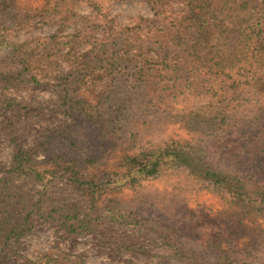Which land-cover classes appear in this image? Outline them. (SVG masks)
<instances>
[{"label":"trees","instance_id":"1","mask_svg":"<svg viewBox=\"0 0 264 264\" xmlns=\"http://www.w3.org/2000/svg\"><path fill=\"white\" fill-rule=\"evenodd\" d=\"M41 1L39 9L22 8L15 22L0 24L3 63L13 68L4 77L6 88L47 85L56 94V110L98 125L102 138L108 120L102 102L91 104L82 89L103 88L105 79H121L124 88L141 97L138 107L178 104L191 111L198 103L213 102L210 112L215 120L199 123L203 130L195 124L189 127L194 143L169 139L121 156L118 166L123 171L117 174L124 181L114 187L132 189L141 179L181 170L242 219L250 213L264 219V0H144L151 17H140L131 27L113 23L105 0ZM82 3L89 8L86 14L76 11ZM14 6L16 0H0V13ZM37 19L60 29L22 43L13 40L14 24L32 26ZM66 24L72 30L63 34ZM229 24L234 26L232 46ZM3 102L6 124L0 135L10 138L12 156L8 166L0 165V264L15 260L18 240L41 221L64 241L91 233L105 247L149 257L160 250L161 259L188 264H236L255 248L256 243H234L233 249L210 254L191 250L159 219L140 218L108 204L95 207L108 180L98 172H84L105 149L82 156L69 140L47 164L38 154L41 149L46 152L53 134L29 144V121L17 125L34 106L9 98ZM132 124L134 138L151 120L149 115L143 120L135 117ZM237 230L245 234L242 226ZM236 234V239L242 236ZM56 253L46 256L47 264H83Z\"/></svg>","mask_w":264,"mask_h":264},{"label":"rangeland","instance_id":"2","mask_svg":"<svg viewBox=\"0 0 264 264\" xmlns=\"http://www.w3.org/2000/svg\"><path fill=\"white\" fill-rule=\"evenodd\" d=\"M41 4V0H16L18 8L14 6L0 13V24L9 23V21L13 23L18 17L19 10L35 8ZM104 9L118 27H131L140 17L149 18L152 14L150 6L144 0L121 2L105 0ZM76 11L86 14L89 8L82 3ZM14 27L16 29L13 40L17 43L48 36L60 29L59 26L47 25L38 19L32 26L14 24ZM71 30L72 26L66 24L63 34H68ZM233 31L234 26L229 24L231 46L235 42ZM3 59V54L0 52V129L6 124L4 116L1 115L4 111L5 98L15 102L29 101L34 107L28 111L26 117L21 116L17 124L20 127L29 121L27 125L29 133L26 136L29 144L35 139L40 140L41 135L53 134L46 152L43 149L39 151L40 160L52 164L49 159L55 158L57 153H60L58 149L62 148L61 146L68 147L69 140L76 143L75 149L82 156L92 150H96L99 154L105 149L100 159L84 172L86 175L98 172L101 177L108 180L107 189L96 198L95 207L99 204L101 207L108 204L109 207L120 211L131 210L136 216L141 215L140 218L159 219L177 232L180 236L178 242L199 252L204 251L210 254L211 250L233 249L234 243L239 246L256 243L253 251L250 250L248 259L236 264H264V219L257 218L251 213L243 216L245 218L242 219L226 202L214 193L201 188L185 171L167 169L158 177L139 180L132 189L114 187L115 183L124 181L117 174L123 171L118 166L121 156L135 153L139 147L145 148L150 144H158L169 139L194 143L196 137H192L189 127L195 124L203 130L205 126L199 123H205L210 118L215 120L216 117L210 112L213 102L211 105L206 102L198 103L191 111L185 110L178 104L158 107L156 104L144 103L138 107L141 97L134 91L124 88L119 82L121 79L116 78L110 82L105 79L103 88L94 86L82 89L84 96L91 104H94L96 100L102 102L104 114L108 118L104 123L102 138L98 125L91 123L83 116L71 118L62 111L56 110L53 104L56 94L47 85L40 88L15 85L6 88L4 77L13 68L3 63ZM61 69L67 70V66L62 65ZM139 113L142 115L139 116ZM7 114H10V111ZM147 115L151 124L145 126L138 136L131 138L134 118L143 120L147 118ZM105 135L109 137L108 140L104 138ZM11 156L10 138L0 135V165L8 166L11 163ZM59 164L62 165L63 161H59ZM51 184H54V181ZM57 186L62 187L63 183L58 182ZM102 198L106 199L100 203ZM238 226L244 228L245 234L238 232ZM236 233L242 236L239 235L236 239ZM16 246L17 253L14 256L15 260H10L11 264H27L30 260L35 262L34 264H47L46 256L52 253L56 256V252H62L61 256L66 260L80 259L83 264H188L173 259H161L157 255L160 250H154L149 257L143 254L133 255L117 250L113 246L105 247L91 233L79 235L74 240L64 241L55 233L52 226L42 221L36 223L22 236ZM154 249L159 247L156 246Z\"/></svg>","mask_w":264,"mask_h":264}]
</instances>
